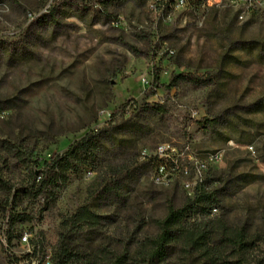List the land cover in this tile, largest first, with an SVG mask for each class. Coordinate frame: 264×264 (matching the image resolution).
I'll return each mask as SVG.
<instances>
[{
  "label": "rangeland",
  "instance_id": "1",
  "mask_svg": "<svg viewBox=\"0 0 264 264\" xmlns=\"http://www.w3.org/2000/svg\"><path fill=\"white\" fill-rule=\"evenodd\" d=\"M85 1L0 0V142L12 144L0 143V176L30 184L54 153L101 132L93 168L38 196L0 188V264H53L63 222L84 203L103 219L71 235L74 247L101 263L106 250L135 253L200 180L219 195L211 216L248 241L220 261L264 264V0L166 15L155 0ZM183 72L213 81L168 90ZM199 254L174 246L160 264H206Z\"/></svg>",
  "mask_w": 264,
  "mask_h": 264
},
{
  "label": "trees",
  "instance_id": "2",
  "mask_svg": "<svg viewBox=\"0 0 264 264\" xmlns=\"http://www.w3.org/2000/svg\"><path fill=\"white\" fill-rule=\"evenodd\" d=\"M59 1V0H56ZM79 7H87L85 0H69ZM176 0H156L155 7L158 13L166 15L174 7ZM194 9H199L204 0H186ZM264 45H262V48ZM213 81L211 75L200 76L194 73H174L166 86L168 90L178 86L179 83H191L201 86ZM156 88L162 87L159 77L154 80ZM1 103V101H0ZM148 108L160 110L158 103L149 105ZM264 103H262V111ZM5 108L0 105V114ZM124 109L121 113H127ZM115 113L112 114L113 119ZM101 132L99 128L89 131L80 140L72 143L62 154L54 153L47 161L46 167L42 170L36 167L30 173V184H22L15 187L9 181L0 176V188L5 189L15 196L23 194L38 196L44 192L47 184L56 186L67 181L70 171H77L80 168L94 167L98 163V139ZM3 147L12 149V144L8 141L0 142ZM166 153V151L164 152ZM176 172L175 168H172ZM108 191H115L108 186ZM219 205V195L208 184L207 180H200L192 197H188L182 206H175L171 203L168 206L166 215L156 221L158 233L147 237L145 242L139 246L135 253L130 249L122 252L103 251L104 261H95L87 252L81 251L73 246L72 236L82 230H95L101 224L102 215L98 214L89 203L81 205L73 214L68 216L63 222V231L60 233L59 243L55 254L50 261L53 264H129L131 261H139V264H160L165 262L172 247L181 246L186 254L199 252L206 264H245L241 259L234 262L222 260L219 254L226 248H243L248 245L246 236L243 233L231 234L228 226L217 217H212L213 211ZM15 221L27 222L30 217L26 214L13 215ZM191 219H195L191 221ZM12 237H10V240ZM35 247L34 250H36ZM48 257L47 254H44Z\"/></svg>",
  "mask_w": 264,
  "mask_h": 264
},
{
  "label": "built area",
  "instance_id": "3",
  "mask_svg": "<svg viewBox=\"0 0 264 264\" xmlns=\"http://www.w3.org/2000/svg\"><path fill=\"white\" fill-rule=\"evenodd\" d=\"M236 1H237V0H236ZM239 1H241V0H239ZM154 2H155V3H154L151 7H152V9H153L154 11L158 12L157 9H156V7H155L156 0H155ZM186 2H187L186 0H176L175 3H174V7L185 6V5H187ZM169 13H170V12H169ZM167 14H168V13H167ZM24 239H26V238H24Z\"/></svg>",
  "mask_w": 264,
  "mask_h": 264
}]
</instances>
